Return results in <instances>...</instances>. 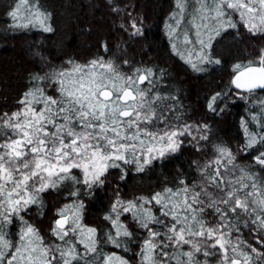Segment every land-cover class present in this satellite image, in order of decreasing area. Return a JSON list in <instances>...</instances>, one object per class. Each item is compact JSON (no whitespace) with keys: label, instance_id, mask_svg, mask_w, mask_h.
<instances>
[{"label":"snow or ice","instance_id":"1","mask_svg":"<svg viewBox=\"0 0 264 264\" xmlns=\"http://www.w3.org/2000/svg\"><path fill=\"white\" fill-rule=\"evenodd\" d=\"M176 6L167 35L174 53L196 72L206 71L201 65L220 64L211 49L230 29L264 36V0H192L190 5L176 0ZM8 16L12 28L53 31L50 14L37 0H13ZM131 27L133 35H143L135 21ZM232 70L236 89L264 90V48ZM157 76L152 68L125 71L110 59L69 60L34 75L19 107L0 113V264H97L98 257L99 264H129L115 253L101 255L97 229L82 223V202L57 211L51 242L26 215L33 207L43 212V194L50 190L71 184L91 192L104 185L110 169H119L123 179L126 166L144 172L179 151L181 137L208 139L207 125L193 135L191 125L169 119L174 108L165 101L176 98L153 91ZM219 95L211 98L209 110L216 111ZM251 119L260 131L241 122L242 150L256 149L252 159L258 168L240 165L236 153L217 145L214 157L198 169L199 183L181 180L178 187L148 197L117 198L104 217L114 230L106 233L107 242L129 250L134 234L120 217L130 214L146 233L139 264H264V118ZM80 192L77 187L71 195ZM244 229L260 248L243 238Z\"/></svg>","mask_w":264,"mask_h":264},{"label":"trees","instance_id":"2","mask_svg":"<svg viewBox=\"0 0 264 264\" xmlns=\"http://www.w3.org/2000/svg\"><path fill=\"white\" fill-rule=\"evenodd\" d=\"M37 2L50 14L48 22L52 32L12 28L8 11L13 0H0V113L19 107L17 101L31 86L34 75H44L51 67L65 66L69 60L83 64L104 58L120 64L125 71L136 67L154 69L158 76L153 91L176 98L165 101V105L174 108L169 119L179 126L200 127L199 134L204 133L202 126L207 125V140H194L192 144L186 141L172 157L154 161L144 172H137L135 166L129 165L123 179L119 169H111L104 185L91 192L84 190L82 185L71 184L50 190L43 194V212L33 207L26 215L46 242H51L54 237L50 229L58 218L57 211L82 202V223L97 229L101 255L115 253L129 264H139L138 253L146 233L130 214L121 218L134 234V242L127 245L129 250L115 248L106 240V233L114 230L104 217L111 213L117 198L130 201L148 197L164 187H178L181 180L189 185L199 183L198 169L214 157L217 145L227 146L236 153L240 165L258 168L252 159L257 154L256 149L242 150L246 135L241 122H248L249 131H260L251 118L253 115L264 118V104L261 103L264 91L242 93L230 82L235 75L234 65L246 64L259 55L264 48V36H252L242 29L237 34V30L230 29L213 42L211 55L219 59L220 64L201 65L206 71L196 72L174 53L167 35V25L174 23L170 18L178 11L176 0ZM131 11L133 17L139 14L145 21L144 34L139 38L128 36L121 28L123 24L129 25L127 16ZM124 61H128L127 66ZM217 93L220 95L214 104L216 111H211L208 104ZM77 187L81 188L80 195L72 196L71 192ZM243 238L260 248L247 229H244Z\"/></svg>","mask_w":264,"mask_h":264},{"label":"rangeland","instance_id":"3","mask_svg":"<svg viewBox=\"0 0 264 264\" xmlns=\"http://www.w3.org/2000/svg\"><path fill=\"white\" fill-rule=\"evenodd\" d=\"M192 3V0H189V5ZM124 10V9H123ZM122 10V11H123ZM189 11H191V8L189 7ZM179 12V10L178 11H176L175 13H178ZM127 15V14H126ZM186 16H187V13L185 14ZM129 18V19H128ZM127 19H128V24L129 25H126V24H123V25H121V28L123 29V31L124 32H126L127 33V35L128 36H130V37H132V38H139V37H141L142 35H133V32L135 31L132 27H131V24H132V22L133 21H135L136 22V24H137V26L142 30V32H143V34H144V31H145V27L143 26V25H145V21H144V19H143V17L141 16V15H137L136 17L134 16H132V11H131V14H128V16H127ZM181 28H183V25H181ZM243 30L244 32H247L244 28H239V30ZM248 33V32H247ZM180 47L181 48H183L184 46L183 45H180ZM119 57H120V55H119ZM193 59H195V57H193ZM232 79V78H231ZM230 84H231V82H230ZM264 97V96H263ZM174 123V122H173ZM174 124H176V123H174ZM196 129H197V127H195V126H192V131H193V135H199V133H197L196 132ZM181 139H184L185 140V143H186V141H189V143L190 144H192L193 142H194V140H192L191 139V137H181ZM192 142V143H191ZM188 143V142H187ZM178 152V151H177ZM176 152V153H177ZM176 153H174V154H176ZM174 154H172V155H169V156H167V157H165V158H170V157H172ZM111 170V169H110ZM77 203V202H76ZM114 215V214H113ZM126 214H124V215H122L121 217H120V219L123 217V216H125Z\"/></svg>","mask_w":264,"mask_h":264},{"label":"water","instance_id":"4","mask_svg":"<svg viewBox=\"0 0 264 264\" xmlns=\"http://www.w3.org/2000/svg\"><path fill=\"white\" fill-rule=\"evenodd\" d=\"M233 86V85H232ZM234 87V86H233ZM234 89H236L235 87H234ZM237 91H239V92H242V93H247V92H243V91H241V90H238V89H236ZM264 90H260V89H257L255 92H263ZM254 92V93H255Z\"/></svg>","mask_w":264,"mask_h":264}]
</instances>
